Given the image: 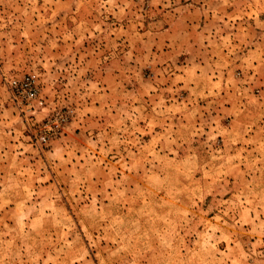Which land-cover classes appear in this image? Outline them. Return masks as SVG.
<instances>
[{
  "label": "rangeland",
  "instance_id": "rangeland-1",
  "mask_svg": "<svg viewBox=\"0 0 264 264\" xmlns=\"http://www.w3.org/2000/svg\"><path fill=\"white\" fill-rule=\"evenodd\" d=\"M249 20L264 0H0V264H264Z\"/></svg>",
  "mask_w": 264,
  "mask_h": 264
},
{
  "label": "built area",
  "instance_id": "built-area-1",
  "mask_svg": "<svg viewBox=\"0 0 264 264\" xmlns=\"http://www.w3.org/2000/svg\"><path fill=\"white\" fill-rule=\"evenodd\" d=\"M9 86L18 98L29 100L38 98L39 96V88L31 75L13 77L9 80ZM42 139L45 140L46 136L43 135Z\"/></svg>",
  "mask_w": 264,
  "mask_h": 264
},
{
  "label": "crops",
  "instance_id": "crops-1",
  "mask_svg": "<svg viewBox=\"0 0 264 264\" xmlns=\"http://www.w3.org/2000/svg\"><path fill=\"white\" fill-rule=\"evenodd\" d=\"M207 13H208L207 19L211 20L210 21L211 24H214V22H212V20L215 17L214 12H212V11L210 12L209 9H208ZM201 20L203 21V17H201ZM249 22H250L249 24H252L251 32L259 33V36L257 38L252 37V36L246 37L245 45L248 48H251V51H253L254 48H259V49L264 48V30L263 31L262 30H257L256 27L253 26V22L250 21V20H249ZM259 28L262 29V27H259ZM213 30H214V28L211 29V32H213ZM210 38H211V41L217 40V37L215 35H212Z\"/></svg>",
  "mask_w": 264,
  "mask_h": 264
}]
</instances>
